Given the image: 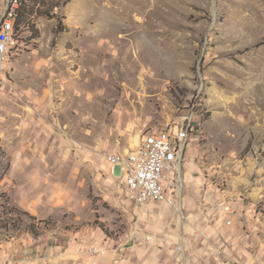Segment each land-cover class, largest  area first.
Returning <instances> with one entry per match:
<instances>
[{
    "label": "rangeland",
    "instance_id": "374dc122",
    "mask_svg": "<svg viewBox=\"0 0 264 264\" xmlns=\"http://www.w3.org/2000/svg\"><path fill=\"white\" fill-rule=\"evenodd\" d=\"M45 3L53 16L20 30L0 88V264H165L176 246L264 264V0ZM193 103L186 218L136 205L107 156ZM211 188L229 190L242 223H202Z\"/></svg>",
    "mask_w": 264,
    "mask_h": 264
},
{
    "label": "built area",
    "instance_id": "2783aa9c",
    "mask_svg": "<svg viewBox=\"0 0 264 264\" xmlns=\"http://www.w3.org/2000/svg\"><path fill=\"white\" fill-rule=\"evenodd\" d=\"M4 1V9L0 15V88L10 84L6 83V76H11L12 71V67L8 66V50H15L16 56L22 51L21 28L17 29L15 23H11V14L18 9V0ZM7 33H14V42H7ZM191 107V114L173 126L167 125L165 128L143 133L132 149L107 156L110 174L120 181L136 205L164 204L179 214L181 219L186 218L181 194L185 151L193 141L192 134L196 141L199 140L200 119L195 114V103ZM214 191L217 197L215 201H202L204 217L207 214L220 216L223 221L221 224L227 227L236 222L242 223L246 218L245 214L238 210L236 200L231 197L229 190L214 188ZM216 253L229 259L226 247L219 246ZM8 254V248L0 242V259L7 258Z\"/></svg>",
    "mask_w": 264,
    "mask_h": 264
},
{
    "label": "crops",
    "instance_id": "0c3cea01",
    "mask_svg": "<svg viewBox=\"0 0 264 264\" xmlns=\"http://www.w3.org/2000/svg\"><path fill=\"white\" fill-rule=\"evenodd\" d=\"M142 135L139 137L138 142L142 138ZM138 142L136 143V145L138 144ZM184 176L185 177L187 176V172H185ZM215 198H217V197H215V191L213 188H211L210 190L206 191V193L204 194L203 200L207 199V200L215 201ZM201 204L202 203H200V205L198 207L199 210H201ZM154 205L159 206V205H164V204H156V203L152 204L151 203V204H148L146 206L149 207V206H154ZM164 206L168 207L167 205H164ZM216 217L217 216L215 214H207L205 217H201L202 218L201 221L204 224H207L209 221L210 224L213 225L212 228H215L219 225V223L223 222L222 219H220V216H218L217 218ZM205 221H206V223H205ZM212 228H211V230H212ZM182 241L183 240L181 238V242ZM180 243H178V244H180ZM180 248L181 247L176 246V247H173L172 249L166 250V252L169 253L167 255L169 258L165 262V264H181L180 262L182 260L186 259V257H188V258L185 260L186 261L185 264H216L215 263V253L213 251H209V250L207 251V249H200V250L198 249L195 251L192 250L194 252L193 255L197 257V258H193V255L189 249L187 250L186 248H181V249ZM182 264H183V262H182ZM222 264H225V263H222ZM226 264H229V262H227Z\"/></svg>",
    "mask_w": 264,
    "mask_h": 264
},
{
    "label": "trees",
    "instance_id": "16d2710c",
    "mask_svg": "<svg viewBox=\"0 0 264 264\" xmlns=\"http://www.w3.org/2000/svg\"><path fill=\"white\" fill-rule=\"evenodd\" d=\"M46 0H18V9L16 17V28L23 31L29 29L32 32L34 29V16H53L51 14V8L46 7ZM2 178V177H1Z\"/></svg>",
    "mask_w": 264,
    "mask_h": 264
},
{
    "label": "bare ground",
    "instance_id": "6f19581e",
    "mask_svg": "<svg viewBox=\"0 0 264 264\" xmlns=\"http://www.w3.org/2000/svg\"><path fill=\"white\" fill-rule=\"evenodd\" d=\"M16 17H17V11L14 14H11V23L16 22ZM7 42H14V33H7ZM14 57H16V51L15 50H8V66L9 67H12L11 64H13L12 59ZM6 83H11V77L10 76H6Z\"/></svg>",
    "mask_w": 264,
    "mask_h": 264
}]
</instances>
